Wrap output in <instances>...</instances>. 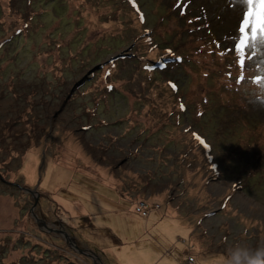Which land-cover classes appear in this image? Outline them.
Masks as SVG:
<instances>
[{
    "label": "rangeland",
    "instance_id": "1",
    "mask_svg": "<svg viewBox=\"0 0 264 264\" xmlns=\"http://www.w3.org/2000/svg\"><path fill=\"white\" fill-rule=\"evenodd\" d=\"M177 2L0 0V264L264 247V43L236 48L243 0Z\"/></svg>",
    "mask_w": 264,
    "mask_h": 264
},
{
    "label": "snow or ice",
    "instance_id": "2",
    "mask_svg": "<svg viewBox=\"0 0 264 264\" xmlns=\"http://www.w3.org/2000/svg\"><path fill=\"white\" fill-rule=\"evenodd\" d=\"M131 2L133 7H136V0H131ZM181 3L182 0H178L174 7L180 8ZM243 6L245 8V14L239 27V33L243 35L236 45V48L240 51H244L246 47L253 49L259 44L264 43V0H243ZM143 19L144 17L141 16L142 22ZM261 82L264 83V81ZM196 139L201 145L207 148V144L203 139L199 136H196Z\"/></svg>",
    "mask_w": 264,
    "mask_h": 264
},
{
    "label": "trees",
    "instance_id": "3",
    "mask_svg": "<svg viewBox=\"0 0 264 264\" xmlns=\"http://www.w3.org/2000/svg\"><path fill=\"white\" fill-rule=\"evenodd\" d=\"M18 23V27L19 26H23L21 25V21H17ZM18 34H23V27L22 28H18L16 32L12 33L8 39V40H11L14 36L18 35ZM209 46L210 48V54H213L215 51H214V46L212 44H209L207 45ZM239 53V54H238ZM242 53V51H241ZM217 56L219 57V59L221 60V62H223V65L222 67H224L225 69L227 68L228 70L231 68H233V71L236 70L237 71V74H235V77L233 78V80H236V79H239L241 81H245L246 79V76H244V72L246 70V67L244 64H241L242 62V58H246L245 56H241L240 55V51L237 50V53H231L230 50H223L222 51H217ZM231 57V58H230ZM235 57H236V60L235 61ZM229 58V59H228ZM148 62H152L155 63V61H152L151 59H147ZM235 61V62H234ZM110 64H108L106 67H108ZM152 70L151 71H155L154 67H151ZM168 85V84H167ZM171 89L175 92V89L173 86H170Z\"/></svg>",
    "mask_w": 264,
    "mask_h": 264
},
{
    "label": "clouds",
    "instance_id": "4",
    "mask_svg": "<svg viewBox=\"0 0 264 264\" xmlns=\"http://www.w3.org/2000/svg\"><path fill=\"white\" fill-rule=\"evenodd\" d=\"M224 264H264V247L251 249L237 245L229 250Z\"/></svg>",
    "mask_w": 264,
    "mask_h": 264
},
{
    "label": "built area",
    "instance_id": "5",
    "mask_svg": "<svg viewBox=\"0 0 264 264\" xmlns=\"http://www.w3.org/2000/svg\"><path fill=\"white\" fill-rule=\"evenodd\" d=\"M155 208H159L160 206L157 204L154 206ZM151 209L150 204L147 202V200L141 201L136 204V212L140 214L143 217H147L148 213Z\"/></svg>",
    "mask_w": 264,
    "mask_h": 264
},
{
    "label": "water",
    "instance_id": "6",
    "mask_svg": "<svg viewBox=\"0 0 264 264\" xmlns=\"http://www.w3.org/2000/svg\"><path fill=\"white\" fill-rule=\"evenodd\" d=\"M32 192V191H31ZM35 218V220L37 221V223L39 224V223H42L43 221L42 220H40L38 217H34ZM62 232H63V234H64V237H65V239L66 240H69V237L65 234V232L62 230ZM61 232V233H62ZM72 246L78 251V252H80V253H86L90 258H92V259H99L98 257H96L94 254H92L91 252H84V250L83 249H79L77 246H76V243H72Z\"/></svg>",
    "mask_w": 264,
    "mask_h": 264
},
{
    "label": "flooded vegetation",
    "instance_id": "7",
    "mask_svg": "<svg viewBox=\"0 0 264 264\" xmlns=\"http://www.w3.org/2000/svg\"><path fill=\"white\" fill-rule=\"evenodd\" d=\"M84 250V252H86L87 250L86 249H83ZM88 252V251H87ZM81 254H83V253H81ZM84 255H87L86 253H84ZM88 256V255H87ZM89 257V256H88Z\"/></svg>",
    "mask_w": 264,
    "mask_h": 264
}]
</instances>
